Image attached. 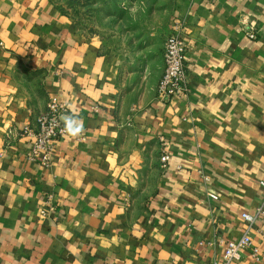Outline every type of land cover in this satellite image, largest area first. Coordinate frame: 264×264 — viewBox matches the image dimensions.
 <instances>
[{"label": "crops", "instance_id": "crops-1", "mask_svg": "<svg viewBox=\"0 0 264 264\" xmlns=\"http://www.w3.org/2000/svg\"><path fill=\"white\" fill-rule=\"evenodd\" d=\"M176 19L189 92L163 101V47L133 57L53 0H0V264H210L247 230L257 256L235 264H264V219L242 216L264 194V0H172L166 35ZM52 97L83 131L45 167L20 133Z\"/></svg>", "mask_w": 264, "mask_h": 264}, {"label": "built area", "instance_id": "built-area-1", "mask_svg": "<svg viewBox=\"0 0 264 264\" xmlns=\"http://www.w3.org/2000/svg\"><path fill=\"white\" fill-rule=\"evenodd\" d=\"M183 33L184 21L173 20L163 41L164 70L157 85V97L163 101L187 95L189 92ZM247 36L249 39H256L257 31L250 28ZM69 115L70 110L66 103L55 97L49 99L45 111L36 116L35 126L25 127L20 133L29 137L30 147L27 154L29 158L38 159L45 167L50 166L57 142L68 136L65 128ZM169 159V155L165 153L163 166L168 164ZM261 186L264 191V180L261 181ZM242 216L249 225L253 224L257 217L264 219V194L256 214L243 213ZM246 250H250L253 256H257L258 248L253 244L249 230L237 241L228 242L223 254L219 258H214L210 264H235L242 259Z\"/></svg>", "mask_w": 264, "mask_h": 264}, {"label": "rangeland", "instance_id": "rangeland-1", "mask_svg": "<svg viewBox=\"0 0 264 264\" xmlns=\"http://www.w3.org/2000/svg\"><path fill=\"white\" fill-rule=\"evenodd\" d=\"M79 29L133 57L158 59L172 0H53Z\"/></svg>", "mask_w": 264, "mask_h": 264}, {"label": "clouds", "instance_id": "clouds-1", "mask_svg": "<svg viewBox=\"0 0 264 264\" xmlns=\"http://www.w3.org/2000/svg\"><path fill=\"white\" fill-rule=\"evenodd\" d=\"M65 131L70 134L71 136H76L82 133L83 131V125L82 123L73 124V123H67Z\"/></svg>", "mask_w": 264, "mask_h": 264}]
</instances>
